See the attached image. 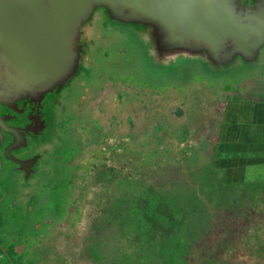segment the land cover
Instances as JSON below:
<instances>
[{"label":"rangeland","instance_id":"obj_1","mask_svg":"<svg viewBox=\"0 0 264 264\" xmlns=\"http://www.w3.org/2000/svg\"><path fill=\"white\" fill-rule=\"evenodd\" d=\"M199 71L183 68L179 83L156 85L107 69L94 82L79 129L86 145L69 162L68 205L36 246V264H200L192 250L174 252L178 237L164 244L153 238L151 224L162 212H192L193 205L195 219L204 221L197 234L224 229L229 238L236 223L238 264H264V238L242 229L257 222L255 230L264 232V191L255 197L244 185L224 184L216 151L229 101L264 98V65L211 78Z\"/></svg>","mask_w":264,"mask_h":264},{"label":"water","instance_id":"obj_2","mask_svg":"<svg viewBox=\"0 0 264 264\" xmlns=\"http://www.w3.org/2000/svg\"><path fill=\"white\" fill-rule=\"evenodd\" d=\"M114 36L120 44L110 52L104 39ZM119 49L127 56L112 61ZM107 58L117 73L156 85L179 83L193 66L209 78L250 71L264 65V0H0V106L89 87ZM69 172L59 185L65 199ZM54 199L51 212L19 213L29 231L35 214L46 228L65 213Z\"/></svg>","mask_w":264,"mask_h":264},{"label":"flooded vegetation","instance_id":"obj_3","mask_svg":"<svg viewBox=\"0 0 264 264\" xmlns=\"http://www.w3.org/2000/svg\"><path fill=\"white\" fill-rule=\"evenodd\" d=\"M89 37L86 42L91 41ZM104 41L111 43L110 52L116 51V45L120 44L116 36ZM118 52L122 54L109 56L112 61L127 56L125 49ZM111 59L107 58L109 67L104 72L113 68ZM92 87L93 84L83 88L71 85L38 101L20 100L14 105L0 106V256L6 264H36L33 257L38 252L36 246L49 237V227L56 220L46 224V228L37 227L36 223L41 224L44 218L39 217L41 213L35 214L29 231L19 217L20 212H51V200L56 195V209L66 211L74 170L72 167L69 172L67 165L86 145L79 129L84 98ZM93 124L96 125L94 119ZM68 172L65 199L59 185L64 184ZM61 199L66 202L63 210L59 209Z\"/></svg>","mask_w":264,"mask_h":264},{"label":"crops","instance_id":"obj_4","mask_svg":"<svg viewBox=\"0 0 264 264\" xmlns=\"http://www.w3.org/2000/svg\"><path fill=\"white\" fill-rule=\"evenodd\" d=\"M217 162L228 183H264V98L232 100L223 111Z\"/></svg>","mask_w":264,"mask_h":264},{"label":"trees","instance_id":"obj_5","mask_svg":"<svg viewBox=\"0 0 264 264\" xmlns=\"http://www.w3.org/2000/svg\"><path fill=\"white\" fill-rule=\"evenodd\" d=\"M224 180H225L224 184L226 185L230 184L227 182L225 176H224ZM236 185H238V183ZM240 185H244L245 188H248L247 191L251 192V194H253V196L255 197L257 196V193L260 190L264 191V183L263 184L249 183V184H240ZM262 201H264V196L262 197ZM160 203H162V201H160ZM252 203L255 204V200H253ZM197 208H199V206L193 205L189 207L190 210L192 209V212H187L185 209L180 210V212H162V217H163L162 221L156 218L151 219L152 228L155 230V232L153 233L155 236L153 238L156 239L160 238L162 242L163 241L171 242V239H173L174 237L176 238L178 237L179 238L178 245L174 246V249L175 250L177 249V252L176 251L174 252L179 253L178 251L181 250L180 251L181 253L182 248L184 251L192 250L198 255L200 259V264H238L239 262H237V260L243 258L238 243V239L234 237L235 235L238 234V230H237L238 224L234 223L233 226L231 225L229 226L228 235H230L231 238L230 237L228 238L227 235L224 234V229L223 230L219 229L218 230L219 233H216L214 237L211 236L210 232H207L208 230L201 232V234H197V231H200L202 229V228L200 229V226H203L200 224L204 222V221L200 222L197 218L195 219L196 210H198ZM254 208L255 207H253L252 209L254 210ZM247 214H249L247 216V220H248L250 217V212ZM236 221L237 220H235V222ZM248 223L249 222H245V223L243 222L242 229H245V231L249 235L250 233L252 235V233L255 232L257 237L261 236V239H263L264 232L263 233L261 232L262 233L261 234L255 230L258 223L257 222L254 223V225L252 226L254 228H251ZM249 227L252 230H250ZM193 234L196 235L194 236ZM163 247L161 249L162 252L164 253ZM244 249L247 253H250V251H252V247L249 245V243L244 246ZM180 253L179 256L183 257L185 252L184 253L182 252L181 255ZM255 253L256 252H254L253 249V254ZM164 256L166 255L164 254ZM242 262L244 263V259H242V261L240 260V264ZM167 263L177 264L172 259L167 260ZM51 264H54V262H51Z\"/></svg>","mask_w":264,"mask_h":264}]
</instances>
